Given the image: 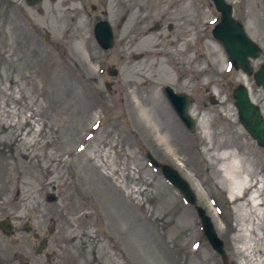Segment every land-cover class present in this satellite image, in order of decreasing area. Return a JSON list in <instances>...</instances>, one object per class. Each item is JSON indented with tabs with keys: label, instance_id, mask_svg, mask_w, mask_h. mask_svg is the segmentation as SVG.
<instances>
[{
	"label": "rangeland",
	"instance_id": "374dc122",
	"mask_svg": "<svg viewBox=\"0 0 264 264\" xmlns=\"http://www.w3.org/2000/svg\"><path fill=\"white\" fill-rule=\"evenodd\" d=\"M226 1L262 48L256 71L264 0ZM102 20L112 49L95 39ZM219 21L212 0H0V223L12 229L0 228V264H224L198 207L227 264H264V207L244 206L256 187L232 196L219 143L264 185V148L233 98L243 84L264 111V91L213 38ZM166 86L194 99V133ZM149 156L179 171L196 205Z\"/></svg>",
	"mask_w": 264,
	"mask_h": 264
},
{
	"label": "water",
	"instance_id": "95a60500",
	"mask_svg": "<svg viewBox=\"0 0 264 264\" xmlns=\"http://www.w3.org/2000/svg\"><path fill=\"white\" fill-rule=\"evenodd\" d=\"M41 2L42 0H27L29 6H36ZM212 2L221 14V21L214 28L213 37L225 48L235 69L241 70L248 76H253L256 85L264 90V62L256 71L252 66V61H256L262 55L261 47L248 36L244 25L234 17L233 7L226 0H212ZM94 34L102 49L113 48L114 32L108 21L96 24ZM108 73L110 76L115 77L117 70L109 69ZM110 87V84H107V90L110 91ZM165 92L182 123L189 132L194 133L196 123L188 113V108L194 103V99L191 96L175 93L171 87H167ZM233 98L243 127L257 144L264 148V115L261 108L252 102L249 90L244 85H239L234 90ZM149 158L155 167L162 168L166 179L187 198L191 205L197 204V198L192 188L176 169L169 165L161 166L151 156ZM197 211L202 219V229L213 250L221 255L224 264H227L224 241L219 238L211 218L207 216L203 209L198 207ZM0 228L7 236H10L12 234L10 219L2 221ZM46 246L47 240L42 239L36 249V254H41Z\"/></svg>",
	"mask_w": 264,
	"mask_h": 264
},
{
	"label": "bare ground",
	"instance_id": "6f19581e",
	"mask_svg": "<svg viewBox=\"0 0 264 264\" xmlns=\"http://www.w3.org/2000/svg\"><path fill=\"white\" fill-rule=\"evenodd\" d=\"M219 143L221 149H226L223 160L229 161V172L227 174V177L230 181V192L232 196L237 200H244V195H241L242 197H237L235 196V193L239 191L240 194H246L249 190H252L256 187L255 195L247 200H244V206H250L255 209H261L262 207H264L263 199H261V197L264 196V185H260V181L258 180L254 181L255 171L245 167L243 164V160L237 155L236 152L228 151L230 147L226 148L224 146V141L220 140ZM208 150L214 151V147H209ZM219 159L222 160V158Z\"/></svg>",
	"mask_w": 264,
	"mask_h": 264
},
{
	"label": "flooded vegetation",
	"instance_id": "af4514ba",
	"mask_svg": "<svg viewBox=\"0 0 264 264\" xmlns=\"http://www.w3.org/2000/svg\"><path fill=\"white\" fill-rule=\"evenodd\" d=\"M114 84V83H113Z\"/></svg>",
	"mask_w": 264,
	"mask_h": 264
}]
</instances>
